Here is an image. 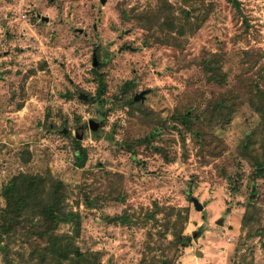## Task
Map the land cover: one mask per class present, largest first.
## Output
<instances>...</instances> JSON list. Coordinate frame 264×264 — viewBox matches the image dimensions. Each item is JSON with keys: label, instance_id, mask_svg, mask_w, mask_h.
Instances as JSON below:
<instances>
[{"label": "rangeland", "instance_id": "obj_1", "mask_svg": "<svg viewBox=\"0 0 264 264\" xmlns=\"http://www.w3.org/2000/svg\"><path fill=\"white\" fill-rule=\"evenodd\" d=\"M161 1L0 0V209L14 174L51 172L67 185L66 209L83 215L57 231L97 264H264V171L254 173L264 119L252 102L264 90V0H168L171 23L144 27L140 14ZM94 53L103 108L67 95L96 93ZM222 97L236 107L214 111ZM44 243L5 238L0 264H40Z\"/></svg>", "mask_w": 264, "mask_h": 264}, {"label": "trees", "instance_id": "obj_2", "mask_svg": "<svg viewBox=\"0 0 264 264\" xmlns=\"http://www.w3.org/2000/svg\"><path fill=\"white\" fill-rule=\"evenodd\" d=\"M160 4L161 8L155 14H140L139 19L144 27L150 28L153 23L163 27L169 20L171 23V15H169L171 3L168 0H162ZM214 61L216 60L205 59L203 61L204 68L208 71L210 79L222 83L225 74L216 67ZM102 63L99 61L98 64L93 63L94 78L98 82V88L95 94L86 92L89 97L85 100L89 103H96L100 108H103L105 103L110 100V96L107 95V78L105 72L101 70ZM134 85L133 80H128L122 85L121 90L127 91ZM80 91L82 90L74 92L69 90L67 95L71 97ZM256 97H258V101L257 103L252 101L253 105L255 104L256 111L264 119V105L262 104L264 90L260 87ZM115 98L119 97L115 96ZM130 101L139 100L132 97ZM235 103L232 99L222 97L214 106V111L219 112L223 108L231 110L236 107ZM192 113L186 111L181 116L184 124L190 129L193 125ZM251 141L252 136L249 135L247 143H245L247 148ZM74 142L75 163L78 166H83L88 159L87 149L77 136L74 137ZM262 171H264V158L256 163L254 173L260 174ZM2 195L5 198V205L0 209V244L5 238H11L14 234L20 233L28 239L38 238L45 242L36 250L37 255L39 254L40 264L43 262L45 264H97V258L90 259L89 255L82 252L73 236L57 231L61 222L74 221L80 226L83 219L80 212L66 209L67 185L63 180L56 178L51 172L45 174L19 172L3 185ZM117 217L121 220L130 218L127 215ZM256 234L257 232L254 233V235ZM183 239L188 243L191 236L185 235Z\"/></svg>", "mask_w": 264, "mask_h": 264}, {"label": "water", "instance_id": "obj_3", "mask_svg": "<svg viewBox=\"0 0 264 264\" xmlns=\"http://www.w3.org/2000/svg\"><path fill=\"white\" fill-rule=\"evenodd\" d=\"M103 1H105V0H103ZM43 19L46 20V21H48V20H49V17H48V16H43ZM94 64H98V58H97L96 53H94ZM146 93H147V90H142V91H140V92H137V93L135 94L134 98H135L136 100H144L145 97H146ZM78 97H79L80 99L87 100L89 96H88V94H87L86 92H84V91H80V92L78 93ZM88 125H89V127H90L92 130L97 131V130L100 128V121H99V120H96V119H94V118H91V119L89 120ZM67 131H68L67 128H64V129H63V133H66ZM76 136H77L79 139H81V137H82V136H80V135H78V134H77ZM193 202H194V205H195L196 209H198V210H202V209L204 208V204L199 200V198H197V197H193ZM194 236H195V235H194Z\"/></svg>", "mask_w": 264, "mask_h": 264}]
</instances>
